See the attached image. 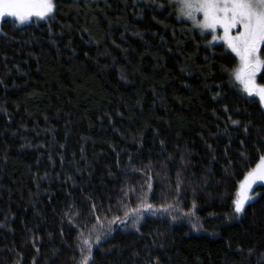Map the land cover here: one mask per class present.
<instances>
[{
  "label": "trees",
  "instance_id": "1",
  "mask_svg": "<svg viewBox=\"0 0 264 264\" xmlns=\"http://www.w3.org/2000/svg\"><path fill=\"white\" fill-rule=\"evenodd\" d=\"M0 32V264H77L79 233L141 193L173 214L143 213L139 231L113 223L96 264H264V185L227 219L264 155V110L230 79L223 45L169 0H58L54 20Z\"/></svg>",
  "mask_w": 264,
  "mask_h": 264
},
{
  "label": "snow or ice",
  "instance_id": "2",
  "mask_svg": "<svg viewBox=\"0 0 264 264\" xmlns=\"http://www.w3.org/2000/svg\"><path fill=\"white\" fill-rule=\"evenodd\" d=\"M170 6L176 12L177 19L190 20L193 27L200 30L202 36L205 33L211 34L209 46L222 42L226 49L238 58L239 65L230 72V79H234L241 85L242 91L248 97L257 98L259 106L264 109V84L257 83V76L264 71V52L261 51L264 48V0H170ZM158 7L165 8L166 5L162 3ZM57 12L58 0H0V20L10 17L18 25H28L34 21L50 22L56 18ZM0 34L7 35L6 32H0ZM232 123L238 125L239 121H232ZM144 167L150 168L151 165ZM133 171L141 170L134 167ZM141 174L144 173L141 172ZM177 175L176 188L179 191L181 181L179 173ZM151 180L152 177L148 176L146 183L149 192L152 189ZM256 185H264V155L259 157V163L247 171L243 179L238 182L232 199V211L227 216L228 222L238 220L246 214L250 202L260 195L259 192L252 194ZM141 187L143 188V185ZM135 191L132 188L121 189L124 196H127L128 192ZM137 200L139 201L137 207L131 211H125L122 218L116 216L105 226L100 217L96 216V223L88 235L79 233L82 239L77 245L80 249V259L77 264H96L93 250L112 232L113 223L122 225L131 223L132 227H136L143 219V213L155 215L157 211H162L169 215L173 214L169 211L174 207L172 204L158 210L148 201L146 193L138 194ZM195 207L196 205L193 204V208ZM100 210L99 206L92 204L88 215L91 216ZM80 215V211L77 210L75 216ZM185 215L190 218L193 231L204 230L199 217H196L194 212H188ZM84 226L87 227V222H84ZM136 230L139 231V228L136 227ZM211 234L217 235L215 232Z\"/></svg>",
  "mask_w": 264,
  "mask_h": 264
},
{
  "label": "rangeland",
  "instance_id": "3",
  "mask_svg": "<svg viewBox=\"0 0 264 264\" xmlns=\"http://www.w3.org/2000/svg\"><path fill=\"white\" fill-rule=\"evenodd\" d=\"M170 1V0H169ZM5 19H10V20H13L12 18H10V17H6V18H4L3 20H5ZM3 20H0V23L3 21ZM183 21H185L186 23H188L190 26H191V28L193 29V30H195V31H197L198 33H200V30L199 29H197V28H194L193 27V25H192V22L190 21V20H187V19H182ZM35 22V21H34ZM204 36H207L208 37V45H209V41L211 40V34L210 33H205V35ZM216 44H221V45H223L222 44V42H220V43H215V44H212V45H216ZM211 45V46H212ZM224 46V45H223ZM225 47V49H226V46H224ZM227 50V49H226ZM228 52H230L229 50H227ZM231 53V52H230ZM232 54V53H231ZM234 57H235V55L234 54H232ZM236 58V57H235ZM236 60H237V63H236V66H235V68L236 67H238V65H239V60H238V58H236ZM234 68V69H235ZM258 77H259V75L257 76V83H258ZM232 80V82L236 85V87L240 90V92H242V94H244L245 96H247L243 91H242V86L241 85H239L237 82H235L234 81V79H231ZM258 84H260V83H258ZM248 97V96H247ZM250 98H254V99H256L257 101H258V99L257 98H255V97H250ZM264 110V109H263ZM259 163V162H258ZM256 166V165H255ZM254 168V167H253Z\"/></svg>",
  "mask_w": 264,
  "mask_h": 264
}]
</instances>
